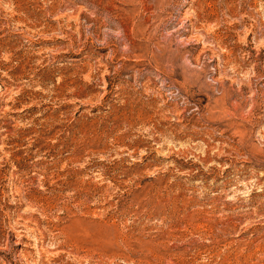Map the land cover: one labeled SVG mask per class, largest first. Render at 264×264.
<instances>
[{
  "label": "rangeland",
  "instance_id": "1",
  "mask_svg": "<svg viewBox=\"0 0 264 264\" xmlns=\"http://www.w3.org/2000/svg\"><path fill=\"white\" fill-rule=\"evenodd\" d=\"M0 264H264V0H0Z\"/></svg>",
  "mask_w": 264,
  "mask_h": 264
}]
</instances>
